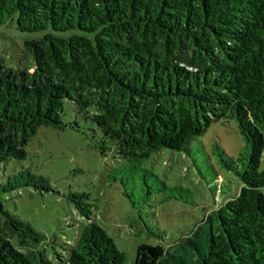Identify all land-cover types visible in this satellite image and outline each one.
I'll return each mask as SVG.
<instances>
[{"label":"trees","instance_id":"trees-1","mask_svg":"<svg viewBox=\"0 0 264 264\" xmlns=\"http://www.w3.org/2000/svg\"><path fill=\"white\" fill-rule=\"evenodd\" d=\"M7 21L40 35L24 42L29 65L0 59V165L24 159L40 126L80 131L62 118L69 104L91 125L93 147L113 151L108 177L132 207L159 194L191 202L189 189L143 162L162 148L189 152L211 122L233 119L248 153L234 158L217 143L213 152L240 180L238 193L172 244L138 245L132 264H264V0H0ZM24 187L50 190L28 169L0 174V264L125 263L78 191L67 199L87 222L65 256H48L43 233L6 206L4 195Z\"/></svg>","mask_w":264,"mask_h":264},{"label":"rangeland","instance_id":"rangeland-1","mask_svg":"<svg viewBox=\"0 0 264 264\" xmlns=\"http://www.w3.org/2000/svg\"><path fill=\"white\" fill-rule=\"evenodd\" d=\"M39 33L20 32L15 21L0 24V59L7 67L29 65L31 57L23 53L24 42ZM33 68L30 70L32 71ZM63 120H78L80 131L40 126L24 147V159H9L0 165V174L9 176L20 170L44 176L49 191L24 187L4 195L7 208L32 227L43 233L39 244L48 256L66 255L63 244L72 242L86 218L67 199L70 191L83 192L92 211L91 217L125 253L124 264H132L136 248L142 243L165 247L186 235L206 211L229 194L238 193L241 182L236 175L223 168L213 152L217 143L227 155L238 157L249 148L241 137L236 122H211L205 132L192 141L189 152L162 148L146 159L142 167L153 171L168 186L181 185L192 193L191 202L156 195L139 211L122 194L118 180H110L108 173L117 165L113 151L102 156L93 147L91 125L77 116L71 105L65 106ZM264 138V129L261 130ZM258 170H264V148ZM221 181L220 192L217 184ZM264 194V187L261 188ZM166 190L167 195L176 194ZM218 201V202H217ZM154 232V234H153ZM162 238L158 237V234Z\"/></svg>","mask_w":264,"mask_h":264}]
</instances>
